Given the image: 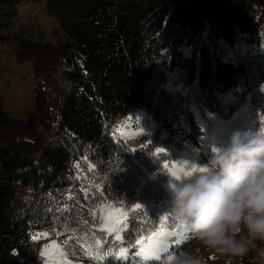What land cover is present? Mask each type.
Segmentation results:
<instances>
[{
	"label": "trees",
	"instance_id": "obj_1",
	"mask_svg": "<svg viewBox=\"0 0 264 264\" xmlns=\"http://www.w3.org/2000/svg\"><path fill=\"white\" fill-rule=\"evenodd\" d=\"M42 3L66 42L16 30L20 9ZM0 47L32 64L36 90L27 121L0 102V264H47L51 242L72 264H132L160 216L169 231L181 225L163 164H207L210 117L248 106L264 135V0H0ZM140 119L156 129L120 133ZM104 205L130 211L122 241L98 230ZM187 236L170 237L168 252L191 245ZM121 247L128 260L102 258Z\"/></svg>",
	"mask_w": 264,
	"mask_h": 264
},
{
	"label": "clouds",
	"instance_id": "obj_2",
	"mask_svg": "<svg viewBox=\"0 0 264 264\" xmlns=\"http://www.w3.org/2000/svg\"><path fill=\"white\" fill-rule=\"evenodd\" d=\"M196 167V166H195ZM170 183L172 213L207 251L264 264V135L235 131L207 164ZM160 264H206L197 250Z\"/></svg>",
	"mask_w": 264,
	"mask_h": 264
},
{
	"label": "rangeland",
	"instance_id": "obj_3",
	"mask_svg": "<svg viewBox=\"0 0 264 264\" xmlns=\"http://www.w3.org/2000/svg\"><path fill=\"white\" fill-rule=\"evenodd\" d=\"M38 10V11H37ZM17 28V29H16ZM16 30L22 31V36L32 41L39 43H52L58 41L66 42L69 37L65 31L60 27L57 20L48 16L46 5L42 4H28L20 9V20L17 22ZM17 32V31H16ZM13 49H5L0 47V102L5 107V110L11 114L15 119L27 121L29 114L34 111V97H35V78L32 75L33 66L31 63H24L19 65L12 55ZM2 56V57H1ZM212 123L217 147L223 145L231 134L235 131L253 132L255 121L252 120L251 112L247 106L240 112L236 113L230 120H222L218 116L210 117ZM133 126H127L120 130L122 135L137 136L139 133H145L156 129V125L150 119H140L137 126L131 122ZM197 158L190 156L180 159L177 163L182 166L186 165V171H192L193 165L196 167ZM184 175L182 174L181 177ZM175 177H171V184L176 183ZM170 188V187H169ZM184 225H180L176 230L179 232ZM180 240V237H177ZM186 243H187V239ZM185 240L180 242L181 245ZM59 246L55 242H51L43 249V256L48 261L58 259L57 248ZM47 249V255L45 250ZM192 253H199L203 255L206 264H226L227 257H221L216 253L207 251L195 238L191 245L186 249ZM252 259V254L247 257ZM238 259L239 258H235ZM234 259V260H235Z\"/></svg>",
	"mask_w": 264,
	"mask_h": 264
},
{
	"label": "snow or ice",
	"instance_id": "obj_4",
	"mask_svg": "<svg viewBox=\"0 0 264 264\" xmlns=\"http://www.w3.org/2000/svg\"><path fill=\"white\" fill-rule=\"evenodd\" d=\"M161 153L167 154L166 149L163 147H158L155 150V155L159 156ZM76 167H79L77 165ZM163 168L167 170V172L176 179L181 178V175H186L190 173V171H186V165L182 166L177 162H172L171 166L168 162L163 164ZM196 167L193 165L192 171H195ZM191 171V172H192ZM87 197V193H85ZM143 205L140 203H136L134 205L135 210H141ZM101 216L99 219V231L105 232L108 235H115L117 240L122 241L123 237L121 233L127 230L130 211L123 208H116L114 206H105L101 210ZM93 220L97 219L96 212L93 211L91 213ZM144 215H148V211H144ZM169 219L168 216H160L156 222L157 227L154 229H149V234L146 238L140 237L136 239V245L139 246L138 251L132 257V264H147L148 261H160L161 254L167 253L169 250L170 237H180V240L175 241V243H180L183 240L187 239V228L182 227L179 232L177 231H169L166 229V221ZM82 223H87L86 221H81ZM140 223H145L146 221H139ZM182 225V224H181ZM72 237H69V240ZM128 249L121 247L118 251L109 250L106 253L102 254V258L107 259L108 256L113 257V262L115 260H128ZM75 255V251L71 253ZM45 255H47V249L45 250ZM58 259L48 261V264H72L71 261L67 260L66 257L68 255L67 252L63 251L61 248H57ZM136 257L140 259L137 260Z\"/></svg>",
	"mask_w": 264,
	"mask_h": 264
},
{
	"label": "water",
	"instance_id": "obj_5",
	"mask_svg": "<svg viewBox=\"0 0 264 264\" xmlns=\"http://www.w3.org/2000/svg\"><path fill=\"white\" fill-rule=\"evenodd\" d=\"M105 206H107V205H104L102 208H104Z\"/></svg>",
	"mask_w": 264,
	"mask_h": 264
},
{
	"label": "bare ground",
	"instance_id": "obj_6",
	"mask_svg": "<svg viewBox=\"0 0 264 264\" xmlns=\"http://www.w3.org/2000/svg\"><path fill=\"white\" fill-rule=\"evenodd\" d=\"M38 11V10H37ZM2 57V56H1Z\"/></svg>",
	"mask_w": 264,
	"mask_h": 264
}]
</instances>
